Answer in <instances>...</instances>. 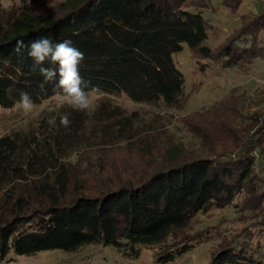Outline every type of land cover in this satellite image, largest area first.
I'll use <instances>...</instances> for the list:
<instances>
[{"label": "trees", "instance_id": "16d2710c", "mask_svg": "<svg viewBox=\"0 0 264 264\" xmlns=\"http://www.w3.org/2000/svg\"><path fill=\"white\" fill-rule=\"evenodd\" d=\"M37 1L0 6L4 108L19 104L22 92L36 105L62 95L55 81L44 80L27 48L15 51L19 39L70 40L83 53L79 74L89 94L124 92L136 102L166 108L182 104L185 76L174 55L185 44L202 70L212 65L250 70L264 62V0H255L261 2L260 11L242 16L241 27L218 48L206 44L213 27L200 12L208 8L206 0H75L58 16L41 14ZM224 5L237 12L242 0H224ZM236 93L185 122L199 139L191 156L182 144L170 142L154 170L137 183L119 178L95 195L85 193L71 158L120 144L153 147L158 138L148 137L155 126L145 124L140 112H129L109 98L87 111L64 103L29 129L0 137V263L90 245L135 255L139 247H160L158 262L168 263L219 229L189 234L199 214L226 207H237L238 213L243 198L245 211L264 217V113L245 110L261 95L254 99ZM61 114L69 116L67 127L59 122ZM53 117L54 127L47 122ZM261 226L256 242L249 231L219 234L212 264H264Z\"/></svg>", "mask_w": 264, "mask_h": 264}, {"label": "rangeland", "instance_id": "374dc122", "mask_svg": "<svg viewBox=\"0 0 264 264\" xmlns=\"http://www.w3.org/2000/svg\"><path fill=\"white\" fill-rule=\"evenodd\" d=\"M71 1L75 0H39L35 6L43 15L58 16L64 13ZM206 2H208V8L200 12L213 26L206 43L212 48H218L241 27L242 16L259 12L261 9V2L255 0H242L241 8L237 12H232L225 6L224 0H206ZM22 4L23 0H0V6L4 7ZM174 60L185 76L184 96L182 104L177 108L136 102L124 92L112 96L101 92L89 94L90 108H93L101 99L109 98L129 112H140L145 124L155 126L154 132L152 131L148 138H158V140L154 142L153 147L149 146V149L141 148L139 145L129 147L126 144H120L106 151L84 152L81 159L73 156L71 161L76 164L80 182L82 184L85 182L86 194L95 195L102 190L104 184L115 183V180L119 178L135 180L134 182L137 183L138 178H142L147 170L148 172L154 170L155 163L161 160L165 145L172 146L170 142L174 145L182 144L186 149V155L191 156V149L199 143V139L188 129L186 123L192 120L193 115H197L195 112H205L211 108L212 104L225 99L234 91H237L236 94L244 93L254 96V99L260 94L261 100L252 102L245 110L250 113L262 110L264 113V62L259 61L250 70H241L236 67L224 68L218 65L202 70L195 53L186 44L182 51L174 55ZM200 61L203 64L212 62L209 59ZM249 102L247 101V104ZM64 103L66 102L62 95H55L40 105L32 103V109L28 112L24 111L20 104L12 108L0 106V137L29 129L43 114L58 109ZM237 204L240 206L238 213L235 212L237 207H226L199 214L192 222L189 234L199 232L206 227L219 229L213 230V235L208 241L168 263L158 262V256L160 252H163L160 247H139L140 251L138 255H135L130 250L126 252L110 245H90L76 252L52 250L40 252L34 256L13 257L0 264H212L216 246L220 244L219 234L226 237L249 231L251 236L255 237L254 242L262 235L261 225L264 224V217L245 211L243 198H240ZM238 216L240 221L235 219ZM12 256L11 254L10 257Z\"/></svg>", "mask_w": 264, "mask_h": 264}, {"label": "clouds", "instance_id": "9594fccd", "mask_svg": "<svg viewBox=\"0 0 264 264\" xmlns=\"http://www.w3.org/2000/svg\"><path fill=\"white\" fill-rule=\"evenodd\" d=\"M28 49V56L32 58L34 66H38L39 73L45 81H55L64 100L71 108L87 111L91 107L89 93L82 87V78L79 74V64L83 53L70 40L54 42L49 37L42 36L25 43L23 39L16 42L15 51L19 54ZM45 62H48L47 64ZM19 104L26 112L32 109V98L27 92H22ZM48 124L56 126V119L49 118ZM60 124L67 127L71 121L68 114H61Z\"/></svg>", "mask_w": 264, "mask_h": 264}]
</instances>
